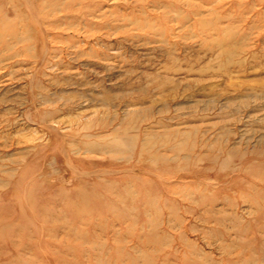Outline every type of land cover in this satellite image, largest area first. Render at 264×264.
Returning <instances> with one entry per match:
<instances>
[{
	"label": "rangeland",
	"instance_id": "1",
	"mask_svg": "<svg viewBox=\"0 0 264 264\" xmlns=\"http://www.w3.org/2000/svg\"><path fill=\"white\" fill-rule=\"evenodd\" d=\"M0 264H264V0H0Z\"/></svg>",
	"mask_w": 264,
	"mask_h": 264
}]
</instances>
